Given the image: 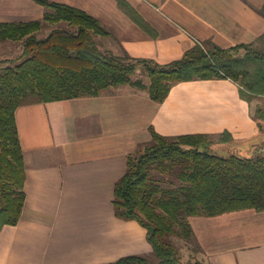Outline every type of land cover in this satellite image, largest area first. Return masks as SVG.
Masks as SVG:
<instances>
[{"label": "crops", "instance_id": "0c3cea01", "mask_svg": "<svg viewBox=\"0 0 264 264\" xmlns=\"http://www.w3.org/2000/svg\"><path fill=\"white\" fill-rule=\"evenodd\" d=\"M53 1L99 18L116 36L119 48L112 50L163 64L199 41L229 48L264 33V0H125L151 31L119 0ZM45 13L34 0H0V23H26ZM16 117L26 204L18 224L0 232V264H107L150 254L146 228L117 217L113 202L128 154L152 139L151 126L163 135L229 132L232 152L240 156L249 152L244 145L253 150L264 141L252 104L230 79L180 82L162 103L124 85L101 96L24 105ZM190 221L202 248L192 257L210 264H264V211Z\"/></svg>", "mask_w": 264, "mask_h": 264}, {"label": "trees", "instance_id": "16d2710c", "mask_svg": "<svg viewBox=\"0 0 264 264\" xmlns=\"http://www.w3.org/2000/svg\"><path fill=\"white\" fill-rule=\"evenodd\" d=\"M34 1L46 9L42 19L0 23V41L21 40L24 58H0V232L6 225L18 224L26 204L27 173L16 117L21 106L101 96L124 85L146 90L152 100L162 103L180 82L230 79L250 103L262 97L252 114L264 131V33L251 43L229 48L199 41L181 58L163 64L134 57L125 49L100 48L97 35L116 36L81 8ZM119 2L151 31L125 0ZM260 11L264 15V8ZM49 24L63 27L38 37ZM142 72L148 74L149 84L136 78ZM150 131L152 139L128 154L113 203L117 217L146 228L155 259L132 254L107 264H210L191 255L186 258L172 237L185 239L198 254L202 248L190 217L250 208L264 211V155L215 154L211 134L163 135L152 126ZM232 139L229 132L219 136L221 142Z\"/></svg>", "mask_w": 264, "mask_h": 264}, {"label": "rangeland", "instance_id": "374dc122", "mask_svg": "<svg viewBox=\"0 0 264 264\" xmlns=\"http://www.w3.org/2000/svg\"><path fill=\"white\" fill-rule=\"evenodd\" d=\"M65 24V23H64ZM62 28L63 25L58 24V25H50L48 27H46L45 29H43L42 31H40L38 33V37H43L46 36L52 29L54 28ZM97 42L100 46V48L102 49H115V48H119L117 41H115L116 39L113 37H107V36H102V35H97L96 36ZM118 51H120V49H118ZM23 54V42L21 40H8V41H0V58H10V59H14L17 61H21L24 58L22 57ZM140 78L142 80H144V82L146 83H150L151 80L148 77V74L142 72L136 75V78ZM262 97L260 98H256L255 100H253L252 104V113H254L256 111V107L257 105L262 101ZM263 128H264V123L262 124ZM264 133V131H262ZM219 135H214L211 134L212 139L214 140V143L212 145V151L215 154L218 155H223V156H229L231 154H234V152H232V147H231V143L228 142H221L219 140ZM260 142V139L256 141V143ZM263 142L261 141L259 145H257L253 150H251L252 146H250V143L246 144L243 146V149L249 151L247 153L244 154L245 157H252L254 154H260L262 153V145ZM243 156V155H242ZM172 239L175 241V243L180 247L181 253H183V255H185V257H187V255H191L193 253H191V247H188V242H186L185 239L183 238H179V237H172ZM191 246V245H190ZM149 255L150 259H155V256L153 254V251L150 252Z\"/></svg>", "mask_w": 264, "mask_h": 264}, {"label": "water", "instance_id": "95a60500", "mask_svg": "<svg viewBox=\"0 0 264 264\" xmlns=\"http://www.w3.org/2000/svg\"><path fill=\"white\" fill-rule=\"evenodd\" d=\"M261 146H262V150H261L262 153H260V154L264 155V141H263V144H262ZM231 155H232V154H231ZM257 155H259V154H254L252 157H255V156H257ZM243 157H245V156H243ZM249 158H250V157H249Z\"/></svg>", "mask_w": 264, "mask_h": 264}]
</instances>
